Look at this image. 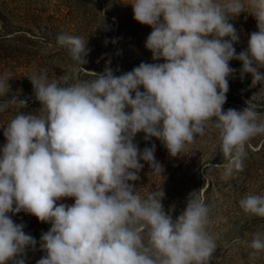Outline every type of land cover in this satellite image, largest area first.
I'll list each match as a JSON object with an SVG mask.
<instances>
[{"label":"clouds","instance_id":"1","mask_svg":"<svg viewBox=\"0 0 264 264\" xmlns=\"http://www.w3.org/2000/svg\"><path fill=\"white\" fill-rule=\"evenodd\" d=\"M133 18L152 31L145 40L153 61L115 75L110 66L91 80H49L46 71L29 78L41 114L18 111L3 127L0 147V264H25L37 241L9 213H30L51 227L40 236L45 255L36 264H210L218 244L209 231L211 208L194 195L173 219L161 203L163 191L141 197L134 183L146 162L152 173L163 166L159 139L172 157L186 151L215 119L223 177L243 169L246 144L264 133L254 104L223 110L228 77L252 74L264 81V0H128ZM249 10L257 22L247 48L234 47L239 33L230 19ZM88 41V40H87ZM80 36L61 34L60 46L83 66L90 50ZM231 60L242 62L237 70ZM0 78V96L10 90ZM143 89V90H141ZM28 107L16 96L0 102V113ZM74 198V203H58ZM239 206L264 218V195L248 194ZM264 252V232L248 245Z\"/></svg>","mask_w":264,"mask_h":264},{"label":"rangeland","instance_id":"2","mask_svg":"<svg viewBox=\"0 0 264 264\" xmlns=\"http://www.w3.org/2000/svg\"><path fill=\"white\" fill-rule=\"evenodd\" d=\"M127 2L0 0V49L12 50L10 58H14L12 71L0 68V78L10 75V88L18 86L20 89L15 96L28 102L27 108L12 107L0 113V126L6 125L18 111L41 114V104L35 99L28 78L36 71V63L50 68L54 74L50 81L67 77L71 84L94 79V72L101 73L106 66H110L115 75H120L142 61L163 62L152 60L151 51L145 47V40L152 29L133 18L132 5ZM229 22L239 33V42L234 44L239 53L247 48L250 34L258 31L257 22L247 9ZM61 34L88 40L86 49L90 51L85 57L88 63L81 66L71 59L68 48L57 43ZM229 64L237 70L242 67L238 60H231ZM228 80L229 91L223 110L234 108L239 111L247 104H254L264 119V81L252 86V74L246 73L241 79L239 71ZM9 95L0 96V99L9 100ZM144 135L143 132L137 133L134 142L140 150L151 147L153 143L156 145L155 159L163 166V172L161 175L153 174L149 165L141 161L144 167L139 172L140 179L131 182L141 197L162 190L164 210L175 219L186 207L188 196H200L211 208L212 223L208 231L216 237L218 244L210 264H264V252L252 257L250 253L253 250L248 246L254 233L264 232V218L245 214L238 203L248 194L264 195V133L247 142L243 169L229 178L222 175L227 161L220 151L215 119L209 121L204 136H197L195 142L176 157L170 156L159 139L152 137L145 141ZM5 142L3 127H0V147ZM72 200L74 198H63L58 203L70 205ZM9 215L16 223L25 222L32 216L24 211ZM40 236L34 249H26L25 264H36L45 255L40 248Z\"/></svg>","mask_w":264,"mask_h":264},{"label":"trees","instance_id":"3","mask_svg":"<svg viewBox=\"0 0 264 264\" xmlns=\"http://www.w3.org/2000/svg\"><path fill=\"white\" fill-rule=\"evenodd\" d=\"M2 37V36H1ZM13 51L12 50H8V49H0V54L3 56L2 59H0V68L1 69H6V72H11V63L14 60V58H10V56H12ZM37 60V59H36ZM36 72H39L41 70L46 71L48 79L49 78H54V75L52 73V71L50 70V68H48L45 65H42L40 63H36L35 66ZM7 77L11 78L10 75H7ZM19 87L17 86L16 88L13 87L12 89L10 88L9 92V99L13 96H15L17 94L16 91H19ZM6 100H2L0 99V102H4ZM35 108V106H34ZM34 110V109H32ZM15 115H12V117H14ZM71 202L74 203V201L72 200ZM17 223H23L25 225L24 227V231L26 234H30L32 235L36 241L39 240V236L43 233L49 230V228L51 227V225L49 223H45V222H41L38 220V218L34 215H32L29 219H26L25 222H17ZM42 232V233H41Z\"/></svg>","mask_w":264,"mask_h":264}]
</instances>
